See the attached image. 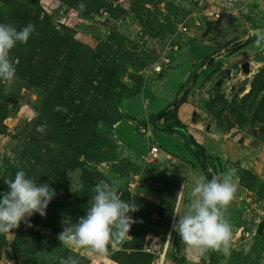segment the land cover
<instances>
[{
    "label": "rangeland",
    "instance_id": "374dc122",
    "mask_svg": "<svg viewBox=\"0 0 264 264\" xmlns=\"http://www.w3.org/2000/svg\"><path fill=\"white\" fill-rule=\"evenodd\" d=\"M233 2L0 0V23L17 30L35 25L29 41L11 51L16 79L0 81V194L7 190L4 180L23 170L60 197L45 217L31 218L32 227L21 223L13 234H0V264H60L69 255L89 263L93 256L57 239L64 222L76 223L68 213L83 204L80 185L87 176L117 181L122 199L139 206L130 213L138 222L128 239L106 254L109 264H159L162 254L161 264H264V230L255 233L264 219V47L255 46L252 35L264 26V0H246V11ZM180 23L187 27L185 42L159 80L147 68ZM244 61L250 62L247 74ZM256 62L261 66L253 73ZM225 67L239 74L233 85L221 76ZM187 72L195 79L186 104H177ZM193 107L203 111L197 123L189 120ZM167 109L175 115L167 113L158 125L184 121L180 133L156 125ZM116 110L123 117L112 125ZM40 125L46 128L38 131ZM152 144L157 161L145 162ZM190 144L202 156L201 171L229 173L237 185L228 211V256L202 257L172 229L174 208L187 206L184 192L177 198L187 171L167 165L191 157ZM134 177L136 185L129 186Z\"/></svg>",
    "mask_w": 264,
    "mask_h": 264
},
{
    "label": "clouds",
    "instance_id": "9594fccd",
    "mask_svg": "<svg viewBox=\"0 0 264 264\" xmlns=\"http://www.w3.org/2000/svg\"><path fill=\"white\" fill-rule=\"evenodd\" d=\"M78 7L81 11L85 9L83 3ZM241 10L246 11V5L241 4ZM34 32L35 25L31 23L19 30L11 24L0 23V81L16 79L17 61L11 51L17 44H26ZM252 35L255 36V46L264 47V26L256 28ZM44 128L46 125H40L37 130L43 131ZM4 182L7 190L0 194V234H13L12 230L19 228L21 223L32 227L30 220L35 214L46 216V209L56 196L55 189L49 184L38 183L23 170L16 171L14 178ZM185 188L186 184L181 186L177 198ZM92 192L86 214L76 223L64 222L57 236L63 246L82 249L83 254L89 257L103 256L110 250L118 251L130 236L131 226L138 222L130 213L139 211L134 199H122L115 180L99 181ZM236 192L237 185L229 173L211 179L200 175L191 189V199L186 208H174L172 229L186 246L198 250L202 257L211 252L230 255L233 225L228 211ZM60 264H80V259L69 255L61 258Z\"/></svg>",
    "mask_w": 264,
    "mask_h": 264
},
{
    "label": "built area",
    "instance_id": "2783aa9c",
    "mask_svg": "<svg viewBox=\"0 0 264 264\" xmlns=\"http://www.w3.org/2000/svg\"><path fill=\"white\" fill-rule=\"evenodd\" d=\"M215 15H219V14H215ZM186 33H187V27L182 25V23H180L176 31L174 32V35L168 37L165 40V43L161 45L160 55H158L157 59L148 66L147 70L151 72H155L156 74H160L164 70V68L168 67L172 62V58L170 54L173 51L179 49L180 46H179L178 41L180 42L185 41L184 38L186 37H184L183 34H186ZM178 34H179V37H178ZM142 129H143L142 131H144L143 127ZM158 152H159V148L157 144L149 145L145 155L143 156L144 161L145 162L155 161V159L158 156ZM167 158H170V156L167 155ZM137 181H138V177H134L133 180L129 183V186L136 185ZM107 260H110L107 257V255H103V256L94 255L91 259H89L88 264H109L107 263Z\"/></svg>",
    "mask_w": 264,
    "mask_h": 264
},
{
    "label": "trees",
    "instance_id": "16d2710c",
    "mask_svg": "<svg viewBox=\"0 0 264 264\" xmlns=\"http://www.w3.org/2000/svg\"><path fill=\"white\" fill-rule=\"evenodd\" d=\"M179 42V46H181L182 43H184L185 41H178ZM164 70L158 75L159 77L162 76ZM117 91V90H116ZM118 92V91H117ZM121 92H119V94L116 93V96L117 98H120L121 97ZM186 92H184V94L182 95L181 99L177 102L178 103H181V102H184V97L186 95ZM136 93V92H135ZM171 113V112H174V115H175V111L173 110H169L167 109L166 111H162L160 114L157 115L156 117V120L158 122V119L161 118L162 116L166 115L167 113ZM123 117L122 113H120L118 110H116V114L114 115V117L110 120V123L112 125H114L116 122H118L119 120H121ZM158 127H161L160 125L156 124ZM186 128L185 124L182 123L181 121L177 120V123H176V126L175 125H168V126H164L162 127V130L166 131V132H176L178 129H184ZM194 144V143H193ZM195 144L197 145V143L195 142ZM193 145L190 144V149L193 150L192 148ZM200 150H202L200 148ZM197 154L196 158H197V161L198 163L201 165V167L204 168V162H203V159H202V156L199 155L197 152L195 153ZM205 171L203 172L204 175L208 178V179H211L212 178V175L209 171H207L206 169H204ZM100 180L98 179H95L94 177L92 176H87V177H84V180L83 182L81 183L80 185V191H81V195L83 196L84 198V202L83 204L81 205V207L77 210H72L70 211L68 214H70L71 216H74V217H77L76 219V222L78 221V217H80L81 215H85L86 214V209L87 207L89 206L88 203H89V200L91 199V196L93 195V192H92V189L94 187V185L96 183H98ZM66 191V189H65ZM66 193V196H67V192ZM56 198H58V200L56 201ZM60 200V197L59 196H55L52 201L50 203H52L53 205H56ZM117 252V251H116ZM215 262L217 263L218 260L216 258H214Z\"/></svg>",
    "mask_w": 264,
    "mask_h": 264
},
{
    "label": "crops",
    "instance_id": "0c3cea01",
    "mask_svg": "<svg viewBox=\"0 0 264 264\" xmlns=\"http://www.w3.org/2000/svg\"><path fill=\"white\" fill-rule=\"evenodd\" d=\"M189 74H190L189 72H187L186 74H184V78H182V79H184V81L182 82V84L180 86V89H179V91L176 94V98H175V100L173 102H178L181 99V97H182V94H183L184 89H186L189 86V84L191 82V79L188 78ZM157 75H159V74H157ZM163 78H164V76H161V78H158V79L161 80ZM182 103L183 104H186L185 102H182ZM181 122H184V121H181ZM179 130H181V129H178L176 132L177 133H180ZM173 133H175V132H173ZM189 147H190V145H189ZM192 153H191L192 154L191 157L187 158V160L185 159V161H180L179 159H175V157H172L173 155L167 154V155H169L171 157V161L173 160V158L175 159V162H173L174 164H172V162H170L171 164H169L167 166H169V167L172 166V169L173 170H177L176 169V166H174L175 163H176V164H178L180 166H183L184 167V170L187 171L186 172L187 174L184 175V178H183L184 179L183 180V183L186 184V188H185V191H184V194L183 195H184V200H185V202H187V204L189 203V201L191 199L189 197V193H191V189L196 184V182L198 181V177H199V176L194 175V170H197L198 172L203 173V171H201L202 170V168L200 167L201 165L199 166V163H198L197 158L195 156V151H193Z\"/></svg>",
    "mask_w": 264,
    "mask_h": 264
},
{
    "label": "water",
    "instance_id": "95a60500",
    "mask_svg": "<svg viewBox=\"0 0 264 264\" xmlns=\"http://www.w3.org/2000/svg\"><path fill=\"white\" fill-rule=\"evenodd\" d=\"M233 1H234L233 2L234 3V7L238 8V9H241V4H245L246 3V0H233ZM241 11H243V10H241ZM240 41H242V40H240ZM218 54H219V52L213 58L216 59ZM249 64H250L249 61H244V62L241 63L240 67H241L243 73H246V74L249 73V69H250ZM255 65H256V68L254 69L253 73L258 70V68L261 66V63L256 62ZM221 76H222V78L223 77L224 78H228L231 85H233L235 83V81L237 79H239V74L238 73L231 74V69L228 68V67H225L224 69L221 70ZM194 79H195V76L193 77V79L191 81L192 83L194 82ZM220 80H222V79H220ZM186 89H184L183 94L186 91ZM202 114H203V111L201 109H197L196 107H193L192 111H191V115L189 117V120L197 123L199 121V119H200ZM263 230H264V219H261L257 223L255 233L257 235H262L263 234Z\"/></svg>",
    "mask_w": 264,
    "mask_h": 264
},
{
    "label": "flooded vegetation",
    "instance_id": "af4514ba",
    "mask_svg": "<svg viewBox=\"0 0 264 264\" xmlns=\"http://www.w3.org/2000/svg\"><path fill=\"white\" fill-rule=\"evenodd\" d=\"M245 4H246V3H245ZM245 4H244V5H245ZM237 9H238V8H237ZM242 42H243V41H240L239 43H242ZM231 73H232V74H235V73H237V71H232ZM57 200H58V198H56V201H57Z\"/></svg>",
    "mask_w": 264,
    "mask_h": 264
},
{
    "label": "bare ground",
    "instance_id": "6f19581e",
    "mask_svg": "<svg viewBox=\"0 0 264 264\" xmlns=\"http://www.w3.org/2000/svg\"><path fill=\"white\" fill-rule=\"evenodd\" d=\"M240 76H241V75H240ZM164 255H165V254H162V256H161V260L159 261V262H160L159 264L162 263V260L164 259Z\"/></svg>",
    "mask_w": 264,
    "mask_h": 264
}]
</instances>
